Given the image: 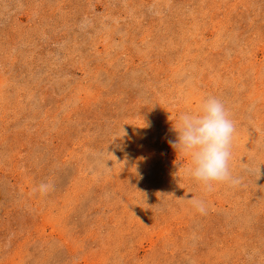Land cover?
I'll list each match as a JSON object with an SVG mask.
<instances>
[{"label":"rangeland","instance_id":"1","mask_svg":"<svg viewBox=\"0 0 264 264\" xmlns=\"http://www.w3.org/2000/svg\"><path fill=\"white\" fill-rule=\"evenodd\" d=\"M0 264H264V0H0Z\"/></svg>","mask_w":264,"mask_h":264}]
</instances>
